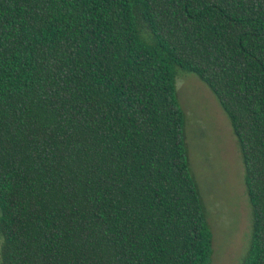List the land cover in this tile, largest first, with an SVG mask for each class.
<instances>
[{"label":"trees","instance_id":"obj_1","mask_svg":"<svg viewBox=\"0 0 264 264\" xmlns=\"http://www.w3.org/2000/svg\"><path fill=\"white\" fill-rule=\"evenodd\" d=\"M177 69L230 123L264 264V0H0V264H210Z\"/></svg>","mask_w":264,"mask_h":264},{"label":"rangeland","instance_id":"obj_2","mask_svg":"<svg viewBox=\"0 0 264 264\" xmlns=\"http://www.w3.org/2000/svg\"><path fill=\"white\" fill-rule=\"evenodd\" d=\"M176 92L185 113L190 168L212 233L210 264H242L251 214L236 138L216 98L195 74L177 69Z\"/></svg>","mask_w":264,"mask_h":264}]
</instances>
